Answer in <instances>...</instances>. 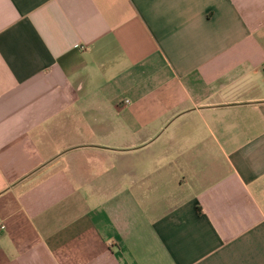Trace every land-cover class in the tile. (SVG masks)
Segmentation results:
<instances>
[{"label":"crops","instance_id":"obj_1","mask_svg":"<svg viewBox=\"0 0 264 264\" xmlns=\"http://www.w3.org/2000/svg\"><path fill=\"white\" fill-rule=\"evenodd\" d=\"M0 264H264V0H0Z\"/></svg>","mask_w":264,"mask_h":264}]
</instances>
